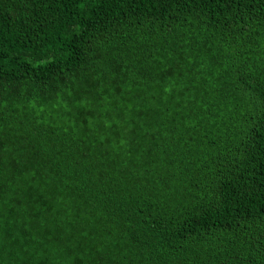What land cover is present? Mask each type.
<instances>
[{"label":"trees","instance_id":"trees-1","mask_svg":"<svg viewBox=\"0 0 264 264\" xmlns=\"http://www.w3.org/2000/svg\"><path fill=\"white\" fill-rule=\"evenodd\" d=\"M0 264H264V0H0Z\"/></svg>","mask_w":264,"mask_h":264}]
</instances>
